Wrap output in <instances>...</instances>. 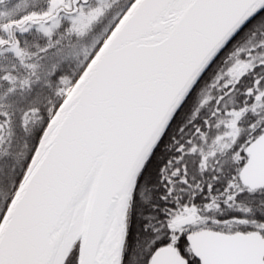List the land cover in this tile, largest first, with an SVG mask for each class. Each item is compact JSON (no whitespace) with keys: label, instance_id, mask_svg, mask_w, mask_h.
<instances>
[{"label":"snow or ice","instance_id":"1","mask_svg":"<svg viewBox=\"0 0 264 264\" xmlns=\"http://www.w3.org/2000/svg\"><path fill=\"white\" fill-rule=\"evenodd\" d=\"M0 264H264V0H0Z\"/></svg>","mask_w":264,"mask_h":264}]
</instances>
